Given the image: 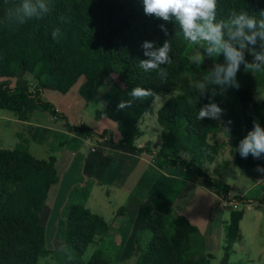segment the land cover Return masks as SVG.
<instances>
[{
	"label": "trees",
	"instance_id": "16d2710c",
	"mask_svg": "<svg viewBox=\"0 0 264 264\" xmlns=\"http://www.w3.org/2000/svg\"><path fill=\"white\" fill-rule=\"evenodd\" d=\"M44 2L49 7L46 14L21 24L14 11L9 15L21 0H0V110L16 113L20 121H26L36 110L56 116L53 106L42 100V92L66 93L83 77L79 96L89 103L110 82L114 92L106 107L95 112L96 118L107 117L115 123L120 137L118 145L133 153L150 154L147 147L135 145L141 136L138 125L151 112L154 99L163 95L166 100L157 112L162 130L161 145L154 154L156 165L162 169L180 166L226 195L229 186L212 180L199 167L204 161L212 162L220 149V144H210L208 139L217 131V122L224 118V111L219 120L197 119L200 108L210 102L223 109L218 103L219 89L209 84L201 93L195 87L200 78L199 81L193 78L188 57L193 43L184 38L175 18L163 21L146 16L142 0ZM261 10H264V0H217L215 22L228 25L233 13L241 12L259 22L264 19L260 16ZM55 28L60 29V36L53 40L51 33ZM227 31L226 27L225 39ZM166 41L170 44L171 63L160 68L167 75L161 78L156 70L143 71L139 64L149 59L144 55L143 43H152L154 51ZM261 52H264V41L257 38L255 46L243 49L245 61L253 63L254 55ZM224 63V57L217 55L215 67ZM202 68L208 70L209 64ZM201 77L203 81L205 77L202 74ZM19 78L21 81L17 82ZM235 80L239 88L231 87L232 95L240 105L245 138L254 124L264 128V100L259 102L255 97L257 88L264 86V65L260 71H251L242 64ZM136 87L150 90L153 96L119 110L117 105L129 100V92ZM170 89L177 94L167 96ZM66 128L81 138L92 136L82 126L67 125ZM183 152L191 158L182 159ZM243 163L247 168L264 167V154L258 159L249 154ZM57 182L54 158L38 160L24 144L12 150L0 149V264H38L46 241L40 218L49 191ZM124 213L125 209L119 208L115 217ZM66 214L58 231L63 241V249L55 254L58 263L109 264L99 250L86 263L82 259L96 237L109 234L110 227L105 220L81 204H70ZM242 216V210L230 212L225 228L226 254L238 239ZM145 228L151 238L143 244L134 264L210 263V255L199 254L193 247L197 229L185 217L166 223L160 217L150 216Z\"/></svg>",
	"mask_w": 264,
	"mask_h": 264
},
{
	"label": "rangeland",
	"instance_id": "374dc122",
	"mask_svg": "<svg viewBox=\"0 0 264 264\" xmlns=\"http://www.w3.org/2000/svg\"><path fill=\"white\" fill-rule=\"evenodd\" d=\"M207 47L208 44L204 41L200 45L192 44V46H190L188 49V57L194 74L193 78L196 77L197 80L200 78V82H202L201 74L203 77H206L215 69V61L217 55H209L207 52ZM206 63L209 64L208 70L202 68V66ZM16 81L19 82L21 81V79L19 78ZM83 81L84 78L82 77L66 93L48 90L44 91L42 100L52 104L54 109H56L58 112H61L60 115L64 116V126L62 124V121L60 120V115H58L59 120H54L51 117L50 112H42L36 110L30 115V123L32 124L30 128L33 129V125L36 121L39 120L41 123L46 124L47 127L54 128L57 131L62 132L64 136L68 134V136H66V140L63 141V145L64 147L69 149L73 147L74 141L75 144L77 143V140H70V137L72 136H69V131L65 127L66 124L70 126H80L81 124H84V127L93 131L100 130L101 127L110 128V125L111 127H115V123L109 120L107 117L96 118L95 116V112L97 110L101 111L106 107L108 103L107 101L113 94L114 89H112L111 87L112 84L110 82H106L98 90L93 100L89 103H85L79 96L78 91ZM214 86L217 87V90L219 89L217 92L219 98L218 103L222 106L224 111L223 121H231L230 125L226 123L227 126L231 128V135L234 141L232 140V137H230V140L232 144L240 143V141L244 139L243 125L241 115L239 114L240 105L233 99L234 96L232 95V86H225L223 90L219 85ZM175 94H177V92L170 89L167 96ZM255 97L260 102L264 99V86H260L257 88ZM165 99L166 98H164L163 95L156 97V100L152 104V109L158 110L165 102ZM81 103H84L82 107H80ZM143 118L144 119L140 124L143 133V139H145V137L151 138L150 134H146L149 130H152L155 140L158 141L159 132L158 134H154V130H159L160 126L159 124H157L154 111H152V113L144 115ZM223 121H218V124L225 128L226 126L224 125ZM21 126L22 123L15 120L14 113L0 110V149H11L16 146L12 145L14 143L12 141V139H14L13 131L14 129H16L15 132L23 134L24 128H21ZM27 134L28 133L25 132L24 136L27 137ZM53 142L58 146L61 145L62 139L58 136H55ZM20 144L23 143L21 142ZM145 144L146 146L151 147L150 144H147V142ZM89 146L86 145V150ZM237 148L238 146H236V150ZM29 150H32L31 154L33 156H37V154L34 153L33 149L30 146ZM180 157L185 160H189L191 158L188 153L184 152L180 154ZM238 158H236L234 162L233 160H230L229 157H225L224 155H222L220 152L218 153V156L214 159L212 164L208 165V162L204 161L203 164H199V167L206 170L209 174H211L213 178H216V180H223L226 183L235 186L236 189L233 192V196H238V194L245 192L249 186L248 182L245 183L244 181L238 179V176L241 175L243 169L246 168L244 165H237L241 163V160H238ZM205 163L206 165L203 167ZM195 164L198 166L197 163ZM66 183L68 182L66 181ZM131 183L132 180L128 181L126 184L123 181H117L113 184H110V182L103 184L104 188L108 186L127 188L129 186H132ZM205 185L206 186H203L201 183L198 184L197 181L195 183L190 182L187 183L188 188H185V190H179L178 187H175V189L170 190V194H172L173 196L176 195V199H179V201L177 202L178 210L180 208H187L185 212L178 211L176 208H174V210L178 214L175 215L176 218L178 216H185L186 218H188L189 214H194L195 216L196 223L194 224L199 229V232H197V234L193 237L192 243L193 247L199 251V254L205 253L206 251V247L204 244V229L208 223L216 218L213 221V227L217 230V233L212 234V236L215 238L212 240L214 241L216 247L212 251L214 254V258L210 259V264H220L221 260L226 254V250L225 248H223V246H226L225 228L229 222L228 211L231 212L232 210L227 211V209L222 208V205L219 201V194L221 193L213 190L211 186L210 187L212 189H209V185ZM74 187L75 192L72 193V195L67 200L64 199L65 202H63V204L55 213L53 211H48L46 213L45 207L43 209L40 223L44 225L46 231V241L39 256L38 264H59L55 258V254L63 249V241L61 240L60 236H58V231L63 227L62 222H64L67 218V207L70 204H83L81 199H78L77 201L75 198L77 196H81L82 193V195L85 194L80 183L74 185ZM252 189L253 190L250 193L251 197H255L254 194H256V196L258 197L261 193H263V186L259 185ZM177 190L179 191L177 192ZM204 191H207L211 195V199L208 200L204 206H200V202L196 200L201 199V193ZM227 193H229V191ZM100 196L101 194L95 201L89 200L87 202V207H85L90 209L93 214L102 216L107 222L111 220L110 225L112 231L106 236L96 237L95 242L89 245L85 254L83 255V262L86 263L93 255V253L99 250L103 252V256L109 264H134L138 255L140 254L141 248H143V246L151 238V234L147 230L141 231L139 227L132 228L131 224H129V226H126L125 221H127V219H129V217L131 216L127 214V212L115 218L116 213L119 209V206L117 204L118 201L112 199L110 203H108L106 199H101ZM253 202L251 204L250 210H246V206L240 207V209L243 210L247 215L246 220L241 228L242 238L245 242L243 250L244 248H247L250 252V255L249 257H247V259H245L244 257H240V262L234 264H264V204L257 199H254ZM101 211L105 213H102ZM108 211H111L110 215H107V213H109ZM146 212L148 213V210H146ZM256 212H262V216H260L257 228L254 227V222L256 218L259 217ZM220 219H223L222 223H220ZM220 225H222L223 234L219 237L218 231L220 229ZM136 237L138 238V240ZM135 240H137L138 244L140 243V245H136ZM217 251H219L220 253H216Z\"/></svg>",
	"mask_w": 264,
	"mask_h": 264
},
{
	"label": "crops",
	"instance_id": "0c3cea01",
	"mask_svg": "<svg viewBox=\"0 0 264 264\" xmlns=\"http://www.w3.org/2000/svg\"><path fill=\"white\" fill-rule=\"evenodd\" d=\"M43 94L44 92H42V96ZM155 100L156 98L154 99V101ZM83 104L84 103H81L80 107H82ZM54 110L56 112V116H55L57 118L56 120H59L58 115H60L61 112H58L56 109ZM158 110L152 109L150 112L152 113V111H154V114L156 115V120H157L156 112H158ZM14 114H15V120L22 123L21 128H24V133L27 132L28 136L27 137L24 136V133L22 134L15 132L16 129H14L13 131L14 139H12L14 143L12 145L17 146L22 142L28 148V152L30 154L32 150H29V146L33 149L34 153L37 154V156H33L31 154L34 158L38 160H49L50 158H54L55 160V168L57 172L58 182L55 185H53L51 190L49 191L47 202L45 204L46 213L48 211H53L55 213L59 209V207L63 204V202H65L64 199L67 200L72 195V193L75 192L74 185L80 183L85 194L82 195L83 193L81 191L82 193L81 196H77L75 199L77 201L78 199H81L83 203L81 205L87 207L88 205L87 202L89 200L95 201L100 194H101L100 196L101 199H106L108 203H110L112 199H115L118 201L117 204L119 208H124L125 213L127 212V214L131 215L129 219L125 221L126 226H129V224H131L132 228L139 227L140 230L143 231V230H147L145 228V221L150 216L160 217L166 223H170L176 219L175 215L178 214L174 210V208L178 210L177 202L179 201V199H176L177 198L176 195L173 196L172 194H170L171 193L170 190L175 189V187H178L179 190L180 189L185 190V188H188L187 183L190 182L195 183L196 181L198 184L201 183L203 186H206L199 177H197L195 174L191 172H187L186 170L182 169L180 166H175L170 168L168 167L166 169H162L156 165L154 154L158 151L161 145L160 135L162 129L161 126L159 125L160 129L154 130V134H158L159 132L158 141L155 140L152 130H149L148 133L146 134V135L150 134L151 138L145 137V139H143V133L140 124L144 118H142L139 122L138 128L140 130L141 136L136 140L135 145L137 148L147 147L150 150V154L133 153L128 149L118 145V141L120 137L117 132L116 125L115 127L114 126L111 127L110 125V128L101 127L100 130L93 131L84 127V124H81L80 126H82L87 132L91 133L92 136L90 138H81L76 134L69 132V136H72L70 137V140L76 139L77 143L75 144L74 141L73 147L68 149L63 145V141L66 140V136H68V134L64 136L62 132H59L54 128L47 127L46 124L41 123L39 120L35 122V124L33 125L34 128L31 129L30 128L32 125L30 123L31 114L28 116L26 121H20L18 119V115L16 113ZM51 117L53 118L54 115L51 114ZM60 117H61L60 120L62 121V124L64 126V122H63L64 116L60 115ZM223 119L224 118H222L219 121H223ZM223 123L226 127H228L226 121H223ZM67 125L68 124H66L65 127ZM55 136L56 137L58 136L59 138L62 139L61 145L57 146L53 142ZM230 137H232L231 128H230V134H226L224 132V127H222L217 122V131L214 134L209 135L208 141L210 144H214V143L220 144V149L218 153L221 152L222 155H224L225 157H229V159L233 161L239 157L238 160H241V163L237 165L238 166L244 165L243 163L244 158H242L239 155V152L236 150V146H238L239 143L232 144ZM102 139H105L106 142H102L101 141ZM142 140L143 142L145 143L147 142V144H150L151 147L146 146V144L143 143ZM86 145L87 146L90 145L87 150H86ZM14 148H11L9 150H12ZM92 148H94L95 150L94 152L91 151ZM218 153L215 156V158L218 156ZM212 162L208 163V165L212 164ZM230 164H236V163H230ZM205 165L206 163L203 165V167ZM202 170L207 174V176L212 178V180H216V178H213L211 174H209L206 170L204 169ZM238 179L244 181L245 183L247 182L249 183V186L246 189V191L241 194H238V196H233V192L236 189L235 186H232L231 184L226 183L223 180L220 181L225 185L229 186L230 188L229 193L231 197L235 199L241 198L240 200L241 206H246V210H250L251 204L254 199L260 200L261 202L263 201L264 173L257 172L256 169L246 167L245 169H243L241 175L238 176ZM130 180H132L131 183L132 186H129L127 188L124 187L117 188L115 186H108L104 188V184H103L108 182H110V184H113L116 183L117 181L118 182L123 181L126 184ZM66 181L68 183H66ZM259 185L263 186V193H261L258 197L256 196V194H254L255 197H251L250 193L253 190L252 188L257 187ZM209 189L212 188L209 186ZM179 190H177V192ZM204 192L201 193V199L196 200L200 202L199 204L200 206H204L207 203V201L211 199V195L207 191ZM186 209L187 208H180L178 211L185 212ZM146 210H148V213L146 212ZM101 212L105 213L103 211ZM108 212L109 213H107V215H110L111 211ZM228 213L230 216V211H228ZM256 214L259 217L256 218L254 222L255 228H257L258 226V222L260 220V216H262V212H256ZM246 217L247 215L243 211L242 219L239 222L238 239L236 243L232 245L231 250L227 254H225L220 264L239 263L240 257H244L245 259L249 257L250 255L249 250L247 248H244L243 250V246H245L244 245L245 242L242 238V232H241V228L246 220ZM186 219L189 221V223L192 226H194L197 229V232H199V229L194 224L196 223L194 214H189L188 218ZM215 219H213L210 223H208L204 229V234H205L204 244L206 247V251L203 254L210 255L211 259L214 258V254L212 251L216 247L214 241L212 240L215 239L212 236V234L217 233V230L213 227V221ZM105 222L109 225L111 232L112 231L110 225L111 220L109 222L105 220ZM222 222L223 219H220V223ZM222 234H223V228L222 225H220V229L218 231L219 237ZM137 240H135L136 245L138 244ZM138 245H140V243ZM223 248L225 247L223 246ZM216 253H220V252L217 251Z\"/></svg>",
	"mask_w": 264,
	"mask_h": 264
},
{
	"label": "clouds",
	"instance_id": "9594fccd",
	"mask_svg": "<svg viewBox=\"0 0 264 264\" xmlns=\"http://www.w3.org/2000/svg\"><path fill=\"white\" fill-rule=\"evenodd\" d=\"M142 5L146 16L163 21L175 18L186 40L193 44L205 41L208 44L209 55L215 54L224 57L223 65H217L202 82L195 85L201 93L206 90L209 84L219 85L222 90L225 86L238 89L239 84L235 77L242 64L251 71H260L264 65V52L255 54L253 63H247L243 53V49L248 45H256L257 38L264 41V19L258 22L254 17L241 12L233 13V18L228 25L223 22L216 23L217 0H142ZM13 11L18 16L19 22L23 24L26 20L41 18L42 14L49 11V7L44 0H21L19 7L10 10L9 15H12ZM260 16L264 17V10H261ZM226 27L228 29L227 39H225ZM161 30L167 34V30L163 26H161ZM51 36L53 40L58 39L60 29H53ZM142 47L145 49L144 55L149 59L141 61L139 67L145 72L156 70L160 77L164 78L167 71L161 69L160 66L171 63L169 42L166 41L162 47L154 51L152 50L153 44L150 42H144ZM129 96V100L121 101L117 105L119 110L131 108L134 101L153 96V93L150 90L136 87L131 89ZM222 115L223 109L216 103L210 102L200 108L197 119L219 120ZM227 124L230 125L231 121H228ZM224 132L230 134V128L225 127ZM237 151L242 158H247L249 154L253 158H260L264 154V128H261L259 124H254L253 130L240 141ZM256 171L264 173V168L257 165Z\"/></svg>",
	"mask_w": 264,
	"mask_h": 264
},
{
	"label": "built area",
	"instance_id": "2783aa9c",
	"mask_svg": "<svg viewBox=\"0 0 264 264\" xmlns=\"http://www.w3.org/2000/svg\"><path fill=\"white\" fill-rule=\"evenodd\" d=\"M54 120H56L57 118L54 116L53 117ZM102 142H106L105 139L101 140ZM92 152H94V148L91 149ZM219 201L222 205V208L227 209V210H232V211H237L240 210V206H241V201L240 198H233L231 197L230 193H227L226 195H219Z\"/></svg>",
	"mask_w": 264,
	"mask_h": 264
}]
</instances>
